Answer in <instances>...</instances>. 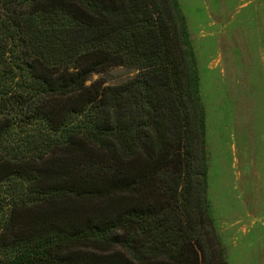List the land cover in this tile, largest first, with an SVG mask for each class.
<instances>
[{"label": "trees", "instance_id": "obj_1", "mask_svg": "<svg viewBox=\"0 0 264 264\" xmlns=\"http://www.w3.org/2000/svg\"><path fill=\"white\" fill-rule=\"evenodd\" d=\"M204 141L176 0H0V264H227Z\"/></svg>", "mask_w": 264, "mask_h": 264}, {"label": "rangeland", "instance_id": "obj_2", "mask_svg": "<svg viewBox=\"0 0 264 264\" xmlns=\"http://www.w3.org/2000/svg\"><path fill=\"white\" fill-rule=\"evenodd\" d=\"M176 1L197 63L210 218L227 264H264V0ZM127 77L124 69L111 68L86 85ZM109 200L95 202L102 216ZM90 214L87 208L77 221Z\"/></svg>", "mask_w": 264, "mask_h": 264}]
</instances>
